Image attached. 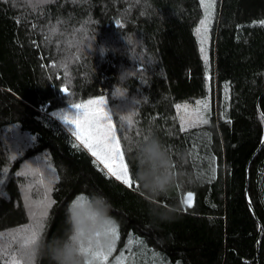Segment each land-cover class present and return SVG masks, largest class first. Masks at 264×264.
I'll use <instances>...</instances> for the list:
<instances>
[{"label": "trees", "instance_id": "1", "mask_svg": "<svg viewBox=\"0 0 264 264\" xmlns=\"http://www.w3.org/2000/svg\"><path fill=\"white\" fill-rule=\"evenodd\" d=\"M204 14L201 0H0V264L18 256L13 237L33 214L47 212L51 238L68 202L92 191L120 223L105 264H264V0H215L207 62ZM101 96L118 135L134 113L129 132L154 129L191 153L204 179L161 198L179 208L172 222L152 223L138 189L104 175L61 118ZM197 101L206 122L182 123L177 105Z\"/></svg>", "mask_w": 264, "mask_h": 264}, {"label": "clouds", "instance_id": "2", "mask_svg": "<svg viewBox=\"0 0 264 264\" xmlns=\"http://www.w3.org/2000/svg\"><path fill=\"white\" fill-rule=\"evenodd\" d=\"M173 15H177L176 9ZM122 124L125 129L129 128L126 119H122ZM126 150L135 165L133 179L147 204L150 221L154 224L172 222L179 208L164 205L161 198L167 197L177 186L187 190L204 179L188 170L191 153L186 149L173 152L154 129L139 137L128 131ZM113 210L111 200L102 192L77 194L64 209L62 228L51 238L46 223L36 229L37 236L31 241L25 235L17 236L21 264H41L42 261L98 264L94 254H106L116 243L113 230L119 228L120 223L112 215Z\"/></svg>", "mask_w": 264, "mask_h": 264}, {"label": "snow or ice", "instance_id": "3", "mask_svg": "<svg viewBox=\"0 0 264 264\" xmlns=\"http://www.w3.org/2000/svg\"><path fill=\"white\" fill-rule=\"evenodd\" d=\"M32 2V0H29ZM36 2H46V0H36ZM204 5L205 14L204 19L200 22V27L196 29V33L200 36L201 52L204 54V60L207 62L208 55L205 48L207 42V31L209 22L213 15L215 0H201ZM55 67V65H54ZM65 69L67 65H64ZM67 95H71L68 88L62 89ZM106 99L101 96L99 99H88L86 102L71 103L72 107L78 110L75 116L71 114L63 115L61 118L65 123L73 125L71 129L72 136L75 137V141L83 145L92 155L95 157L96 166L99 168L103 166L101 171L104 175L114 177L116 181L121 182L128 188H136L139 185L134 182L133 174L130 170L129 163L126 160L125 150L122 147L121 136L126 139L127 132L131 130V126L134 125L133 114H129L123 119L129 122V128L125 129V132L118 135L117 127L113 122L112 116L106 110ZM183 107L184 114L180 117L182 123L187 125H196L200 123H205V112L207 111L208 105L203 101L196 102V108L189 110L187 104L181 106L177 105V108ZM136 135L139 136L140 132L137 130ZM214 176V169H212ZM17 175H22V173H17ZM52 202H49V206ZM186 207H191L193 204V193L188 192L183 200ZM47 215L44 211L39 217L33 214L34 222L25 228L19 229L15 236L25 235L29 241L35 239L37 236L36 229L43 226V217ZM116 242L120 238L119 228L113 230ZM137 244L144 246V242L138 237H132ZM116 243L112 246L111 250L106 254L96 253L94 254L98 260V264H105L108 261L109 256L115 250ZM146 250V249H145ZM143 253H141L142 255ZM154 257L156 254H153ZM124 257H117L116 264H124ZM9 264H21V261L17 255H11L9 257ZM127 264H137L134 255H130L127 258ZM158 264H165L163 258H161Z\"/></svg>", "mask_w": 264, "mask_h": 264}, {"label": "rangeland", "instance_id": "4", "mask_svg": "<svg viewBox=\"0 0 264 264\" xmlns=\"http://www.w3.org/2000/svg\"><path fill=\"white\" fill-rule=\"evenodd\" d=\"M106 107V106H105ZM106 110H107V107H106ZM77 112H78V110L76 109L75 110V114H74V116L77 114ZM109 112V111H108ZM109 114L112 116V114L109 112Z\"/></svg>", "mask_w": 264, "mask_h": 264}]
</instances>
